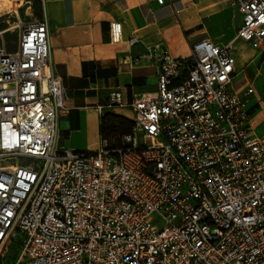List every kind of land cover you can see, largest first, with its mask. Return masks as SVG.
<instances>
[{"label": "built area", "instance_id": "built-area-1", "mask_svg": "<svg viewBox=\"0 0 264 264\" xmlns=\"http://www.w3.org/2000/svg\"><path fill=\"white\" fill-rule=\"evenodd\" d=\"M232 5L236 38L263 51L264 0ZM121 33L113 22L112 41ZM49 36L42 19L14 51L0 38V254L19 236L14 264H264V140L231 45L126 56L156 66V93L128 105L112 92L106 107H129L131 132L73 151L57 144L66 106Z\"/></svg>", "mask_w": 264, "mask_h": 264}, {"label": "crops", "instance_id": "crops-1", "mask_svg": "<svg viewBox=\"0 0 264 264\" xmlns=\"http://www.w3.org/2000/svg\"><path fill=\"white\" fill-rule=\"evenodd\" d=\"M37 10L35 20L48 22L52 68L66 106L59 118L57 144L73 151L98 148L102 113L132 119L129 107H106L112 92L120 91L128 105L153 97L156 66L134 65L125 59L139 56L147 47L188 57L194 42L209 38L217 45H231L238 91L254 87L258 78L264 82L260 52L236 38L242 15L232 0H165L164 4L158 0H39ZM113 22L122 26L118 43L111 39ZM253 103L261 105L257 99Z\"/></svg>", "mask_w": 264, "mask_h": 264}, {"label": "rangeland", "instance_id": "rangeland-1", "mask_svg": "<svg viewBox=\"0 0 264 264\" xmlns=\"http://www.w3.org/2000/svg\"><path fill=\"white\" fill-rule=\"evenodd\" d=\"M36 13L37 7L34 6L33 0H0V38L4 39L8 50L12 49L17 42L22 28L35 21ZM258 62L261 63L260 68L262 69L264 67V50L259 53ZM252 68L257 70L254 66ZM238 78L240 79V76ZM261 80L262 78H258L253 84L256 93L251 99L253 102L255 99L259 100L261 105L253 108L252 122L256 135L264 140V82ZM246 89L247 86L242 89V92ZM143 135L144 133L141 131L136 133L137 143L142 146L150 143V140L145 139ZM18 241H21L19 236L7 240L3 252L0 254V264H14L21 245Z\"/></svg>", "mask_w": 264, "mask_h": 264}, {"label": "trees", "instance_id": "trees-1", "mask_svg": "<svg viewBox=\"0 0 264 264\" xmlns=\"http://www.w3.org/2000/svg\"><path fill=\"white\" fill-rule=\"evenodd\" d=\"M34 6L37 7L39 0H33ZM37 15L39 12L37 10ZM132 130V123L130 119L116 116L112 113H103L101 116V136L111 137L114 140V143L120 144V139L116 138L117 135H122L123 133H129ZM21 244V241H18ZM21 247V245H20ZM19 247V248H20ZM20 249H18L19 251ZM19 253V252H18Z\"/></svg>", "mask_w": 264, "mask_h": 264}]
</instances>
